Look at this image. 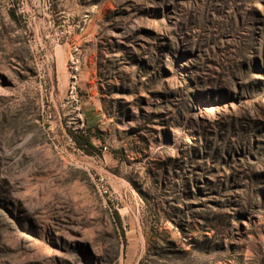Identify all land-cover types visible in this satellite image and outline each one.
Returning <instances> with one entry per match:
<instances>
[{
    "label": "rangeland",
    "instance_id": "1",
    "mask_svg": "<svg viewBox=\"0 0 264 264\" xmlns=\"http://www.w3.org/2000/svg\"><path fill=\"white\" fill-rule=\"evenodd\" d=\"M0 264H264V0H0Z\"/></svg>",
    "mask_w": 264,
    "mask_h": 264
},
{
    "label": "trees",
    "instance_id": "2",
    "mask_svg": "<svg viewBox=\"0 0 264 264\" xmlns=\"http://www.w3.org/2000/svg\"><path fill=\"white\" fill-rule=\"evenodd\" d=\"M10 17L15 21H18V18L13 10H10ZM70 137L73 140L76 147L82 150L89 156L98 155L97 148L94 146L93 143V136L91 133L88 132H70ZM100 152V151H99ZM101 153V152H100ZM116 213V217H117ZM118 218V217H117Z\"/></svg>",
    "mask_w": 264,
    "mask_h": 264
},
{
    "label": "built area",
    "instance_id": "3",
    "mask_svg": "<svg viewBox=\"0 0 264 264\" xmlns=\"http://www.w3.org/2000/svg\"><path fill=\"white\" fill-rule=\"evenodd\" d=\"M105 193L107 192V191H104Z\"/></svg>",
    "mask_w": 264,
    "mask_h": 264
}]
</instances>
